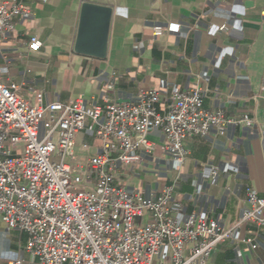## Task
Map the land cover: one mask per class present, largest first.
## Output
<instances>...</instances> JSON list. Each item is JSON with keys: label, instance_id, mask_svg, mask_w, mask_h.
<instances>
[{"label": "crops", "instance_id": "crops-1", "mask_svg": "<svg viewBox=\"0 0 264 264\" xmlns=\"http://www.w3.org/2000/svg\"><path fill=\"white\" fill-rule=\"evenodd\" d=\"M27 2L33 13L13 19V28L0 40V62L4 77L20 84L31 103L42 92L45 102L82 99L91 109L109 101H136L143 91L157 89L164 111L175 91L200 86L207 89L205 108H222L237 121L188 140L182 164L164 148L162 130H155L153 153L140 151L138 164H118L128 189L151 197L173 185L172 209L179 221L198 212L224 227L242 216L248 187L264 196V0ZM85 2L113 9L106 58L75 51ZM170 22L180 29L154 34L155 26ZM32 35L42 41L38 51L29 49ZM102 151L94 127L78 135L77 160ZM214 166L219 173L212 179ZM248 238L258 246L252 248L244 241ZM26 240V233L9 231L0 216V264H35ZM207 264H264V226L241 224Z\"/></svg>", "mask_w": 264, "mask_h": 264}, {"label": "built area", "instance_id": "built-area-1", "mask_svg": "<svg viewBox=\"0 0 264 264\" xmlns=\"http://www.w3.org/2000/svg\"><path fill=\"white\" fill-rule=\"evenodd\" d=\"M32 13L27 0H0V40L15 17ZM179 29L170 22L155 26L154 34ZM28 46L38 51L42 41L32 35ZM113 86L111 81L108 88ZM21 90L4 77L0 62V216L9 231L27 234L26 250L35 264H207L238 226H264V196L251 187L240 219L224 227L198 212L179 221L172 209L173 185L146 197L121 183L118 164H138L140 151L153 153L155 130H162L164 148L182 164L188 140L237 122L222 108H205L206 88L175 91L164 111L157 89L143 91L136 101L91 109L82 99L45 102L42 92L33 104ZM243 121L253 123L248 117ZM90 125L103 151L77 160V137ZM218 173L214 166L212 179ZM244 241L258 246L254 238Z\"/></svg>", "mask_w": 264, "mask_h": 264}, {"label": "water", "instance_id": "water-1", "mask_svg": "<svg viewBox=\"0 0 264 264\" xmlns=\"http://www.w3.org/2000/svg\"><path fill=\"white\" fill-rule=\"evenodd\" d=\"M113 9L110 6L85 2L82 5L75 51L106 58Z\"/></svg>", "mask_w": 264, "mask_h": 264}]
</instances>
